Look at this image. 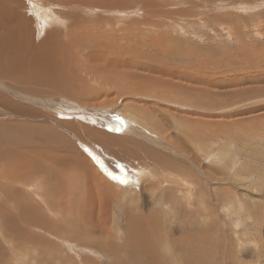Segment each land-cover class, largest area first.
I'll use <instances>...</instances> for the list:
<instances>
[{
    "label": "rangeland",
    "instance_id": "1",
    "mask_svg": "<svg viewBox=\"0 0 264 264\" xmlns=\"http://www.w3.org/2000/svg\"><path fill=\"white\" fill-rule=\"evenodd\" d=\"M25 1L57 90L0 120V264H264V0Z\"/></svg>",
    "mask_w": 264,
    "mask_h": 264
},
{
    "label": "crops",
    "instance_id": "2",
    "mask_svg": "<svg viewBox=\"0 0 264 264\" xmlns=\"http://www.w3.org/2000/svg\"><path fill=\"white\" fill-rule=\"evenodd\" d=\"M1 1L2 0H0V120H4L5 117L10 116L13 117L14 120L19 118L21 121L26 119L27 122H29L31 118H34L32 120L34 121L38 116L34 114L33 109L29 106H23L19 98L12 93H18V95H20L22 92H28L27 90H29V92L33 94V98L47 99L57 90V77L55 74L46 72L47 66L45 63L41 65L43 73H41L39 77L36 78L33 75V71H29L28 73L25 72V75L23 71L16 69L15 60H19L20 57L24 58V55L21 53L24 52V48L29 53L27 55L28 57H32L33 54L36 55V53H38V59L41 61H47L54 56L47 47L43 50L37 49L38 52L36 53H31L29 44L34 41V34L33 30H31L30 22L28 23V20L25 19L26 17H23V14V16L20 15L21 11L18 10L15 11L11 9L12 11H10L6 9V14H4L3 17L2 13L4 11L1 7ZM7 15H10L11 18L9 19ZM13 15H15V17H13L14 20H11L13 19ZM1 17L4 19H1ZM43 19L44 18H40L42 21ZM10 22L12 23L9 24ZM31 23H33V21ZM24 27L29 29L24 30ZM49 37L52 38V36H45L44 39ZM25 39H27V46H25ZM32 58H34V56ZM10 90H12V93Z\"/></svg>",
    "mask_w": 264,
    "mask_h": 264
},
{
    "label": "bare ground",
    "instance_id": "3",
    "mask_svg": "<svg viewBox=\"0 0 264 264\" xmlns=\"http://www.w3.org/2000/svg\"><path fill=\"white\" fill-rule=\"evenodd\" d=\"M28 1H29V0H26L25 3L28 2ZM62 1H63V0H62ZM64 1H65V4H66V5H68V4L70 5L72 2L78 3L79 5L82 3V0H71V1H70V0H64ZM36 2H37V0H36ZM50 2H51V1H50ZM120 2H121V1H120ZM57 3H59V2H57ZM60 3H61V2H60ZM76 5H77V4H76ZM38 6L40 7V6H42V5H38V4H37L36 7H38ZM2 7H3V5H2ZM36 7H35V8H36ZM45 7H46V6H45ZM35 8H34V10H35ZM87 8H88V7H87ZM11 9H12V8H11ZM39 9H40V8H38V10H39ZM51 9H52V7H51ZM42 10H43V12H45V11L47 12V11H48V14L46 13L47 15L42 14L41 16H38L39 13L37 12V10H35L34 14H33L31 17H30V15H26L27 17H29V19H28V23H29L30 21L32 22V21H35V20H36V21H35V24H36V25L39 24L40 26H42L43 24H47V23H49V17H50V16H52V17L54 16V13H55L54 10H53L54 13L51 12V10L44 9V7H43ZM60 10H61V9H60ZM49 11H50V13H49ZM58 11H59V10H58ZM36 12H37V13H36ZM43 12H42V13H43ZM7 16H8V15H7ZM17 16H18V15H17ZM48 16H49V17H48ZM55 16H56V15H55ZM3 17H4V16H3ZM8 17H10V16H8ZM38 17H40V18H44L43 21L40 20V18H38ZM74 17H76V16L74 15ZM10 18H11V17H10ZM12 18H13V17H12ZM50 18H51V17H50ZM1 19H4V18L1 17ZM17 19H18V18H17ZM17 19H16V20H17ZM25 19H27V18H25ZM51 19H52V18H51ZM53 19H54V18H53ZM11 20H14V18L11 19ZM16 20H15V21H16ZM9 21H10V20H9ZM12 22H13V21H12ZM12 22H11V23H12ZM16 22H17V21H16ZM19 22H20V21H19ZM86 23H88V21H87ZM62 24H64V23H62ZM88 24H89V23H88ZM17 25H18V24H17ZM27 25H28V24H27ZM79 25H80V24H79ZM89 25H90V24H89ZM37 26H38V25H37ZM49 26H50V25H49ZM61 26H63V25H61ZM38 27H39V26H38ZM64 27H65V26H64ZM130 27H131V26H130ZM45 28H50V27H46V26H45ZM45 28H44V29H45ZM131 28H132V27H131ZM27 29H28V28H27ZM51 29H52V28H51ZM51 29H50V30H51ZM39 30H40V29H39ZM41 30H42V28H41ZM63 30H64V29H63ZM65 30H66V28H65ZM89 30H90V29H89ZM27 31H28V30H27ZM35 31H36V30H35ZM44 31H45V30H44ZM44 31H43V32H44ZM82 31H83V30H82ZM86 31H87V29H86ZM51 32H52V31H51ZM62 32H63V31H62ZM90 32H91V31H90ZM39 33H40V32L37 33V32H34V31H33V34H34V35H37V34H39ZM92 33H93V32H92ZM40 34H41V33H40ZM47 34H48V33H47ZM71 35H72V34H71ZM41 36H42V35H41ZM35 37H36V36H35ZM81 37H82V36H81ZM92 37H93V36H92ZM56 40H57V39H56ZM42 43H43V42H42ZM50 44H51V43H50ZM56 44H57V43H56ZM44 45H45V44H44ZM40 46H41V44H40ZM49 48H50V47H49ZM49 51H50V50H49ZM216 95H217V94H216ZM91 122H92V121H91ZM102 127H104V126H102ZM101 130H102V129H101ZM104 131H105V130H104ZM105 132H106V131H105ZM106 134H107L106 136H112V135H111L110 133H108V132H106ZM95 135H96V134H95ZM104 135H105V134H104ZM93 137H94V136H93ZM112 137H115V136H112ZM180 138H181V137H180ZM96 139H97V138H96ZM115 139H117V137H115ZM183 140H184V139H183ZM223 149H224V148H223ZM146 154H147V153H146ZM208 154H209V153H208ZM209 156H210V155H209ZM147 172H148V171H147ZM89 180H90V178H89ZM88 182L90 183V181H88ZM99 183H100V182H99ZM188 183H189V182H188ZM94 184H96V182L93 183V185H94ZM189 184H190V183H189ZM90 185H91V184H90ZM93 185H92V186H93ZM98 185H99V184H98ZM192 186H193V185H192ZM180 187H181V186H180ZM189 189H190V187H189ZM192 190H193V189H192ZM189 193H190V192H189ZM187 194H188V193H187ZM35 196H36V195H35ZM187 196H188V195H187ZM188 197H189V196H188ZM172 201H173V200H172ZM172 203H174V202H172ZM29 222H30V221H29ZM31 224H32L33 226H36V225L34 224L33 221H32ZM134 235H135V234H133V236H134ZM0 237H2V239L5 241V243H7V245H9V243H11V239H10V238L7 239L8 235H6V234L4 233L3 229L0 231ZM134 237H135V236H134ZM134 237H133V238H134ZM26 238H27V237H26ZM2 239H1V241H2ZM31 239H32V238H31ZM134 239H135V238H134ZM136 239H137V238H136ZM136 239H135V240H136ZM135 240H134V241H135ZM137 240H138V239H137ZM137 240H136V241H137ZM12 241H13V240H12ZM28 241H29V240H28ZM31 242H32V240H31ZM0 243H1V242H0ZM2 243H3V242H2ZM7 245H6V246H7ZM11 249H12V248H11ZM17 250H18V249H17ZM31 252H32V251H31ZM185 257H186V256H185ZM22 260H23V259H22ZM173 260H174V259H173Z\"/></svg>",
    "mask_w": 264,
    "mask_h": 264
},
{
    "label": "snow or ice",
    "instance_id": "4",
    "mask_svg": "<svg viewBox=\"0 0 264 264\" xmlns=\"http://www.w3.org/2000/svg\"><path fill=\"white\" fill-rule=\"evenodd\" d=\"M120 167L123 170V166L121 165ZM112 178L120 180L121 183H127L128 182L126 177L125 178H120V177H117V176L113 175Z\"/></svg>",
    "mask_w": 264,
    "mask_h": 264
}]
</instances>
